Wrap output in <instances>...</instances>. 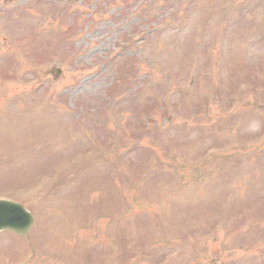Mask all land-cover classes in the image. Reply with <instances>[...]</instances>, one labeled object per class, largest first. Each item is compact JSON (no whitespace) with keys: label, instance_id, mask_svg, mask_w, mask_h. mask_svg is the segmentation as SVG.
<instances>
[{"label":"rangeland","instance_id":"1","mask_svg":"<svg viewBox=\"0 0 264 264\" xmlns=\"http://www.w3.org/2000/svg\"><path fill=\"white\" fill-rule=\"evenodd\" d=\"M0 198V264H264V0H0Z\"/></svg>","mask_w":264,"mask_h":264},{"label":"water","instance_id":"2","mask_svg":"<svg viewBox=\"0 0 264 264\" xmlns=\"http://www.w3.org/2000/svg\"><path fill=\"white\" fill-rule=\"evenodd\" d=\"M31 217L19 204L0 200V231L10 230L17 234L27 233Z\"/></svg>","mask_w":264,"mask_h":264}]
</instances>
